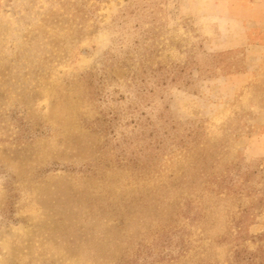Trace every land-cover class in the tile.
Listing matches in <instances>:
<instances>
[{
	"label": "rangeland",
	"instance_id": "rangeland-1",
	"mask_svg": "<svg viewBox=\"0 0 264 264\" xmlns=\"http://www.w3.org/2000/svg\"><path fill=\"white\" fill-rule=\"evenodd\" d=\"M0 264H264V0H0Z\"/></svg>",
	"mask_w": 264,
	"mask_h": 264
}]
</instances>
